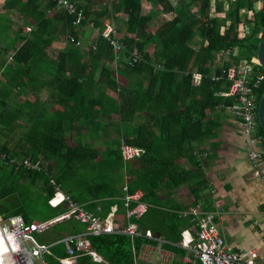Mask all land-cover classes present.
<instances>
[{"label":"trees","instance_id":"trees-1","mask_svg":"<svg viewBox=\"0 0 264 264\" xmlns=\"http://www.w3.org/2000/svg\"><path fill=\"white\" fill-rule=\"evenodd\" d=\"M113 1L74 0L84 14L79 25L56 0L1 4L0 217L21 215L27 223L55 219L69 210L67 202L50 204L60 187L89 212L102 219L112 213L113 223L125 226L126 186L128 194L139 190L147 204L146 213L130 221L166 242L174 253L171 264H186V251L174 245L188 224L179 212L189 204H203V210L211 205L197 156L218 126L213 113L231 104L217 95L227 83L211 75L220 72L214 67L218 54L228 49L234 60L253 61L255 71L264 74L256 60L264 0H235L222 26L208 13L210 0H187L196 7L191 18L171 0ZM159 14L165 18L156 23ZM118 15L124 17L123 31L113 26ZM105 21L115 31L111 39L122 45L117 56L102 35ZM58 40L65 46L55 52ZM193 72L201 76L198 85L192 83ZM263 91L264 80L256 113ZM256 125L263 136L257 115ZM123 145L142 154L124 161ZM26 159L40 163V169L11 164ZM182 187L191 195L187 205L175 200ZM55 225H62L64 235L86 229L74 218ZM90 240L102 261L82 255L77 264H135L132 246L154 243L117 232ZM52 253L49 264L66 257L62 246Z\"/></svg>","mask_w":264,"mask_h":264},{"label":"built area","instance_id":"built-area-1","mask_svg":"<svg viewBox=\"0 0 264 264\" xmlns=\"http://www.w3.org/2000/svg\"><path fill=\"white\" fill-rule=\"evenodd\" d=\"M64 9L77 17L75 25L81 24L84 14L78 9L74 0H56ZM102 35L110 40L114 54L117 56L122 45L111 39L114 34L113 26L108 21L104 23ZM89 27L94 29L93 23ZM30 31V28H27ZM98 29H96V32ZM72 41L74 40L71 38ZM81 45V42H78ZM95 48V46H93ZM234 52L230 49L225 53L219 52L217 65L220 72L212 73L211 80H224L227 89L218 92L217 95L230 100L231 104L222 106L224 111L229 112L238 118L241 123L242 133L247 144L251 147L248 159L256 174L264 180V148L255 149L259 143H264V135H260L256 125V96L264 80V74L256 72L253 61L246 58L236 61L233 58ZM132 62L136 60L137 53L133 51ZM228 65H224V62ZM213 67V68H214ZM201 76L193 72L192 83L198 85ZM121 154L124 161L140 157L142 150L123 145ZM11 164L19 167L25 166L33 169H40V163L32 164L29 160L11 161ZM57 192L50 200L53 207H58L67 202L69 210L47 222L27 223L21 215L11 216L7 219L0 217V264H49L47 256L53 255L52 250L56 246H62L66 257L58 258L60 264H77V258L82 255H89L96 262L102 259L96 254L92 247L90 237L101 234L121 233L128 236H145L154 243H142L138 248L132 246L135 264H171L174 253L166 248V243L159 237H154L150 231H139L136 224L130 220H138L147 211V204L144 203L142 193L137 190L128 194L127 187H123V206L125 216L129 221L125 226H116L112 220V213L105 219L89 212L83 206L72 201L71 197L56 187ZM225 210L216 208L212 211H204L201 204L190 205L181 210L179 215L187 219L188 224L181 231V240L174 244L187 253L185 259L189 260L192 255L200 264H264V258L259 257L255 249H243L238 251L228 250L220 233V225L223 221ZM264 220V210L262 211ZM74 218L86 226L85 231L78 234H65L60 240L52 243H38L36 234H41L52 225ZM253 224L259 225V221Z\"/></svg>","mask_w":264,"mask_h":264},{"label":"crops","instance_id":"crops-1","mask_svg":"<svg viewBox=\"0 0 264 264\" xmlns=\"http://www.w3.org/2000/svg\"><path fill=\"white\" fill-rule=\"evenodd\" d=\"M3 1L0 0V7ZM235 2L210 0L208 13L215 14L217 23L222 26L227 10ZM171 3L180 4L190 18L196 8L194 5H188L187 0H171ZM254 5L260 7L262 2L257 1ZM152 10L150 7V11ZM244 12L245 10L242 14ZM157 18L162 20L165 17L162 14L156 15L154 22ZM85 36L91 39L94 35L86 31ZM54 45L61 46L62 42L56 41ZM40 100L44 101L43 95L40 96ZM213 114L218 126L213 137L205 143V151L197 156L208 183L211 202L209 209L206 208L204 211L216 208L225 210L220 233L228 250L255 249L259 257L264 258V220L261 217L264 210V180L256 174L248 159L251 147L242 133L240 120L226 111H216ZM262 148L264 143L255 146V149ZM175 200L187 205L191 201V195L182 187L176 193ZM254 221H259V225L255 226ZM185 257L187 256L182 258L183 263H196L192 256H189V260Z\"/></svg>","mask_w":264,"mask_h":264},{"label":"rangeland","instance_id":"rangeland-1","mask_svg":"<svg viewBox=\"0 0 264 264\" xmlns=\"http://www.w3.org/2000/svg\"><path fill=\"white\" fill-rule=\"evenodd\" d=\"M115 3V0L113 1ZM14 20L16 24L18 25H24L26 27V22L24 20L20 21L18 18H15ZM161 19L157 18L155 19L156 23L159 22ZM124 17L122 15H118L117 18L113 21V26L115 27L116 31H123V25H124ZM59 41V40H58ZM62 45H56L55 46V52H57L59 49H61L63 46H65V40H61ZM237 56V55H236ZM64 235V231L62 230V225H52L48 230L41 234H36L35 239L38 243H52L59 239L60 236Z\"/></svg>","mask_w":264,"mask_h":264},{"label":"water","instance_id":"water-1","mask_svg":"<svg viewBox=\"0 0 264 264\" xmlns=\"http://www.w3.org/2000/svg\"><path fill=\"white\" fill-rule=\"evenodd\" d=\"M256 60L264 72V35L260 38L257 45ZM257 118H258L259 126L264 135V91L258 103Z\"/></svg>","mask_w":264,"mask_h":264}]
</instances>
